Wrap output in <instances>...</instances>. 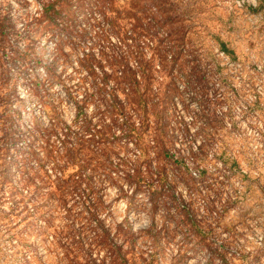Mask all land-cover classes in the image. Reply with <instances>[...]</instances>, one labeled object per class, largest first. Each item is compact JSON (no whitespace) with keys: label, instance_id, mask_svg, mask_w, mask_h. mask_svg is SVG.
Wrapping results in <instances>:
<instances>
[{"label":"rangeland","instance_id":"rangeland-1","mask_svg":"<svg viewBox=\"0 0 264 264\" xmlns=\"http://www.w3.org/2000/svg\"><path fill=\"white\" fill-rule=\"evenodd\" d=\"M69 1L54 4L59 16L48 23L52 0H0V264H264V0H169L162 14L145 0H114L111 23L121 34L103 23L95 0ZM134 51L152 61L144 71ZM119 58L125 70L114 66ZM128 90L148 103L151 122L156 107L162 114L155 122L164 149H152L150 173L138 160L143 173L131 184L126 163L135 147L106 109ZM77 114L107 133L100 145L89 139L82 155L92 160L85 174L112 249L97 245L103 236L86 225L70 232L44 193L28 200L33 187L23 190V166L37 163L32 149L54 178L42 131L54 135L50 123L79 130ZM145 131L150 148L155 125ZM109 163L121 174L92 171ZM148 188L162 193L151 202ZM41 197V214L22 210ZM141 214L150 223L134 231Z\"/></svg>","mask_w":264,"mask_h":264},{"label":"trees","instance_id":"trees-1","mask_svg":"<svg viewBox=\"0 0 264 264\" xmlns=\"http://www.w3.org/2000/svg\"><path fill=\"white\" fill-rule=\"evenodd\" d=\"M49 4L50 10H52L51 13L47 14L45 13V17L49 20L48 23H54L56 18L59 16V11H55L53 9L54 4H58L57 2H65V5L63 8H65L67 5V1L69 0H52ZM71 1V0H70ZM69 1V2H70ZM148 2L151 6V8H154V13H159L162 14L163 11L166 9V7L169 4V0H145ZM96 7L95 8L99 16L101 17L103 23H110L113 21L112 15L114 14L117 16V12L113 13V5H114V0H95ZM117 19V18H114ZM112 20V21H111ZM113 23V22H112ZM110 24L112 26V29L115 32H119L121 34V26L120 25H115V24ZM108 25V24H107ZM136 28L132 27L131 31H135ZM3 34V31H1V35ZM119 34V35H120ZM127 34V33H126ZM99 37L102 36L101 34L98 35ZM140 36V35H139ZM126 39H131L134 40L133 38H121V41L124 43ZM153 42V41H152ZM120 43V42H119ZM154 48V50H153ZM151 48L152 51H155L157 53H161L160 49H157V46ZM219 49L220 51L227 55L231 56L232 54L230 51L227 49L226 45L224 43L219 44ZM138 50V46H137ZM179 51L181 49L179 48ZM136 53V55H135ZM133 55L135 56L134 60L138 61L136 63V66L139 67L140 69L144 71L146 68L149 67L150 62H145L143 59V54L137 51H134ZM87 56V57H86ZM86 60L88 66L87 68H92V62H95V59L93 58V55L91 56V59L88 58V55H86ZM159 59H161L160 65L163 67L165 64L166 58L163 56H158ZM113 62H116L114 66L117 68H121L122 70L127 68L125 65L126 61L124 58H119L113 59ZM176 62V61H175ZM143 63V67L141 65ZM121 74L123 73L120 72ZM124 76V75H123ZM134 75L131 74L130 70L125 75V79L129 80V78H134ZM130 85V82L128 83ZM125 102L122 104L119 102V104L116 102V97L112 95L113 101L106 107L108 110V113H111L112 118V124L116 128H118V131L122 138L125 141H128L132 143V145L135 147L134 148V154L133 157L135 159L132 161V163H126V155L124 159L120 158L121 164H128V172L125 175V178L128 180L129 184H131V181L134 180L135 178L139 181L143 171L142 169L143 164L146 163L145 170L150 173V164L151 161L148 159L151 152L153 151L152 149H155L158 151V153L161 154V152L164 151L163 145L160 143V139L158 137L159 134L156 129V118H160L162 114H160L159 111H157V107L155 108V111H153L155 115V120L151 122L149 120V113L151 111H148L147 105L148 103L144 102L141 100L140 97H137L136 99L133 98V94L131 91H127L126 93H123ZM127 106V107H126ZM78 109V108H77ZM128 109V110H126ZM151 114V113H150ZM133 117H136V120H132ZM158 121V119H157ZM50 123V122H49ZM73 123L75 125L79 126V130H73L71 126H65L61 125V129L59 132L55 130V126L53 123H50L48 130L54 133L45 132L42 131V136H43V143L41 145V150L44 152L45 157H46V164L50 166L51 172L54 174V178L51 179V176L47 174L48 169H45L43 167V163H41V159H39V153L35 152L33 149L31 150V155L32 157L35 158V161L37 162L36 165H24L22 170L24 172V188L28 189L29 187H33V192L29 194L28 200L32 198L35 194L38 196H43L45 199L53 202L55 206L58 207L59 210H61L64 215L70 219L68 229L71 230L73 234L78 233V229L81 231L83 226H87L89 229H94L96 230L97 235H102L103 238L101 241L99 240L97 242V245L103 246V248H109L112 249L111 243L108 241L109 236L107 231L104 230V227L101 225V221L98 219L97 215V206L95 203L92 201V195L94 193L92 184H90L89 180H87L86 177V171L89 169V165L92 162L91 159L85 160V156L82 155L83 151L85 150V143L91 141L93 143H96L100 145L102 140H104V137L107 135L105 132V127L99 130L91 131L89 127H87V122L80 117L79 114H77L74 118ZM118 123V124H117ZM155 125V131H154V136L152 137L153 140H151V145L152 147H148L147 143L143 141V135L145 134V130L147 127L150 125ZM158 124V122H157ZM158 126V125H157ZM53 127V128H52ZM108 127V126H106ZM47 130V131H48ZM156 132V133H155ZM88 135V136H87ZM110 135V132H109ZM113 133L111 134V136ZM52 136L56 137V141L51 142ZM110 136V137H111ZM154 143L156 147L154 146ZM82 155V159L79 158V156ZM100 155V154H99ZM143 159L142 163H137L138 160ZM125 161V162H124ZM105 162V161H104ZM120 164L114 163L113 164V169L111 168V163L107 164L106 166L101 165V164H95L94 168L92 171L100 170L101 172H105V168H108L109 172L111 173L112 171H115L118 175L121 173L116 169V166L119 167ZM138 165V167H137ZM143 167V168H142ZM34 170V174L30 176V171ZM39 171L41 174L39 175ZM29 173L28 176H25V174ZM109 173V174H110ZM112 174V173H111ZM157 180L160 183H165L166 182V176L163 175V173L157 172ZM153 175V174H152ZM156 174L154 173V176ZM37 179V180H36ZM191 180V179H190ZM142 181V180H141ZM193 181V179L191 180ZM48 192H44V189H48ZM148 187L150 188L151 185ZM148 188V189H149ZM47 191V190H46ZM162 192L157 193L155 190L149 189V200L153 202L154 198L157 195H160ZM68 200L73 201L74 207L78 208V214L77 215H82L80 220L81 225L76 228V225L74 224L75 220L77 219V215L72 213V207H67L68 205ZM42 202V197L41 200L37 201L36 204L32 206V209L29 210L27 205L24 204L22 210L26 211V214H41L39 212L41 205L43 204ZM176 205V208L178 209V212L184 213L186 207H183L182 204H178L176 200L174 199L173 201ZM72 204V205H73ZM153 208H155V204L152 205ZM189 221V219H187ZM117 228H121V225H117ZM91 230V231H92ZM101 233V234H100ZM80 244V242H78ZM94 242L92 241L90 244L92 245ZM113 251V250H112ZM112 256V255H110ZM115 260L117 259L114 257ZM90 264H95V261L93 262L92 260H89Z\"/></svg>","mask_w":264,"mask_h":264},{"label":"clouds","instance_id":"clouds-1","mask_svg":"<svg viewBox=\"0 0 264 264\" xmlns=\"http://www.w3.org/2000/svg\"><path fill=\"white\" fill-rule=\"evenodd\" d=\"M150 221L141 214V218L138 220V222L133 224V230H137L141 227H147L149 225Z\"/></svg>","mask_w":264,"mask_h":264}]
</instances>
